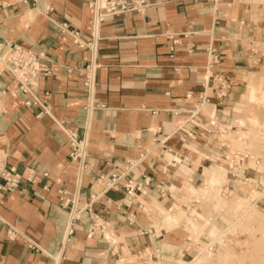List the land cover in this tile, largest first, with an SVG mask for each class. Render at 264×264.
I'll list each match as a JSON object with an SVG mask.
<instances>
[{"label": "crops", "instance_id": "crops-1", "mask_svg": "<svg viewBox=\"0 0 264 264\" xmlns=\"http://www.w3.org/2000/svg\"><path fill=\"white\" fill-rule=\"evenodd\" d=\"M90 1L0 0V185L21 178L0 189V264L192 263L231 221L219 191L264 171L237 152L264 127V0H149L99 26ZM12 43L40 54L31 91Z\"/></svg>", "mask_w": 264, "mask_h": 264}, {"label": "rangeland", "instance_id": "rangeland-1", "mask_svg": "<svg viewBox=\"0 0 264 264\" xmlns=\"http://www.w3.org/2000/svg\"><path fill=\"white\" fill-rule=\"evenodd\" d=\"M263 66L264 61L257 66L255 77H252L253 79L259 78ZM244 103L245 101L243 99L242 106ZM253 108V110L257 112L256 114H258L259 118L263 119L264 105H255ZM246 109H249V107ZM234 111H236V109ZM258 130L261 139H259L260 137L256 139V143L259 144L254 147V152H256L257 156L252 159L251 153L247 154L237 151L242 157L246 156L244 159L250 158V166H252V162L257 165H259V163L264 164L263 157H261V155L264 156V127L258 125ZM257 168L259 169V167ZM257 168L256 182L254 183L252 180V187L255 190L251 196L249 195V191L244 188L247 184H241L240 191L236 189L232 191L228 189V186H225L224 190L221 192L219 191V195L227 199L226 208L229 210L231 221L228 222L226 226L225 223L223 224V221L219 220V224L226 226V231L217 235L216 238H214L213 244L201 249L203 251L198 255L199 258L190 263L195 259L194 258L189 262L190 264H264V171H262L263 173H259ZM236 186H238V184H236ZM234 194L248 198V201L251 203L250 206L242 208L240 204L244 205L245 203L247 204V202L244 203L242 197L234 196ZM229 208L234 210V212ZM201 237L206 241L204 246L208 245L209 238L205 235H201Z\"/></svg>", "mask_w": 264, "mask_h": 264}, {"label": "built area", "instance_id": "built-area-1", "mask_svg": "<svg viewBox=\"0 0 264 264\" xmlns=\"http://www.w3.org/2000/svg\"><path fill=\"white\" fill-rule=\"evenodd\" d=\"M89 6L93 10L92 24L93 26H99L100 22L109 16L131 11L144 13L149 6V0H91ZM39 58L40 54L33 52L29 48L16 43L7 45L3 58L4 69L19 82L20 91L28 92L36 86L38 75L44 70L39 65ZM84 86L86 92L91 95L94 89L93 79L87 76ZM188 134L190 135V133ZM67 136L72 148L70 156L73 159L81 158L83 143L78 140L76 131L69 130ZM1 175L4 183L0 185V189L3 190H13L21 180L13 169H4L1 171ZM119 179L120 175H113L108 186L116 187ZM146 182V178L139 183H133L132 180H128L125 183V190L127 194H131L133 191L139 190L143 183Z\"/></svg>", "mask_w": 264, "mask_h": 264}, {"label": "bare ground", "instance_id": "bare-ground-1", "mask_svg": "<svg viewBox=\"0 0 264 264\" xmlns=\"http://www.w3.org/2000/svg\"><path fill=\"white\" fill-rule=\"evenodd\" d=\"M214 243V240L212 241V244ZM258 243H260V242H258ZM258 246H259V244H258ZM199 261V260H198Z\"/></svg>", "mask_w": 264, "mask_h": 264}]
</instances>
